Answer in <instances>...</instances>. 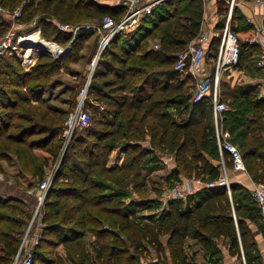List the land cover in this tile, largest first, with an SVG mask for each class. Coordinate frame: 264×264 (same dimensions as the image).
Wrapping results in <instances>:
<instances>
[{
    "label": "trees",
    "instance_id": "1",
    "mask_svg": "<svg viewBox=\"0 0 264 264\" xmlns=\"http://www.w3.org/2000/svg\"><path fill=\"white\" fill-rule=\"evenodd\" d=\"M23 1L18 20L30 21L40 11L43 15L33 28L38 26L43 38L63 46L71 40L72 32L61 30L60 23L77 24L83 19L98 22L105 16L118 20L124 14L123 7L97 0H0V4L13 10ZM216 11L223 13L224 2H217ZM202 18L201 0H164L143 18L140 32L130 37L119 34L102 51L87 92L105 104L102 110L97 108L100 128L87 133L94 145L89 151H77L83 138L72 137L74 156L82 160L72 162L70 171L65 172V154L56 172L41 207L43 227L31 264H148L153 257L171 264H194L186 253L187 239L200 245L207 261L218 263L221 245L240 259L243 254L250 264L257 245L250 222L263 235L264 224L246 187L230 183L229 196L223 186L205 185L185 201H171L157 221L143 223V218L132 217L133 207L160 201V196L158 200H124L127 195L123 192L129 186L139 193L144 191V182L138 178L141 173L131 171L152 153L149 149L175 154L181 166L170 171V185L198 176L209 177L208 182L221 173L211 103L206 98L191 102L192 86L173 69L175 54L197 37ZM222 23L220 19L215 28L220 29ZM10 24L9 16L0 14V34ZM232 24L240 45L235 67L253 72L260 48L244 41L253 34V26L239 9L234 10ZM92 34L93 30L80 29L71 49L59 59L77 52ZM218 42L219 36L214 34L206 47L207 59L215 55ZM5 58L13 62L0 67V173L27 191L42 181L44 168L55 161L56 152L51 147H58L62 127L37 124L34 112L29 116L16 114L21 102H30L22 88L45 74L32 76L36 67L18 71L13 64L15 61L19 67L15 55L0 54V61ZM256 87L237 84L224 90L227 97L223 99L227 104L229 99L230 106L223 113L222 126L230 132L252 180L264 181V96ZM181 115H185L182 120L178 119ZM16 116L23 124L14 122ZM37 134L40 136L32 139ZM147 136L149 145L144 144ZM207 145L210 153L205 155L202 147ZM119 146L124 151L122 163L107 167L111 151ZM213 152L215 162L209 156ZM223 159L231 169L229 153L224 152ZM96 174L107 183L95 179ZM56 179L67 182L58 184ZM51 195L54 198L49 199ZM31 214L25 202L0 198V264H11ZM59 245L64 246V257L55 253Z\"/></svg>",
    "mask_w": 264,
    "mask_h": 264
},
{
    "label": "built area",
    "instance_id": "2",
    "mask_svg": "<svg viewBox=\"0 0 264 264\" xmlns=\"http://www.w3.org/2000/svg\"><path fill=\"white\" fill-rule=\"evenodd\" d=\"M115 4L124 8V14L118 20L111 16H105L98 22H86L77 24L60 23L58 26L63 31H71L72 38L67 45H61L54 40H47L42 37L40 28L34 27L27 33L16 34L13 28L18 22L22 14L24 1L15 7L13 10L4 8L0 4V14L9 16L11 24L10 28L4 33L0 34V54H14L22 51V48L36 49L38 52L44 53L48 50L54 58H59L67 47L71 48V42L74 36L80 29L93 30L95 36H98V51L93 57L91 64V73L89 80L92 77L96 62L107 47V45L119 34H127L138 27L142 19L153 13L164 0H113ZM203 5V18L200 27V32L197 37L191 40L182 50L175 54V61L173 69L179 73L180 76L188 79V84L192 86L191 102H198L206 98L211 103V118L214 128V137L217 149L220 156V175L217 179L206 182V186L216 187L223 186L227 193L231 196L230 181L227 175V168L224 163L223 153L227 152L230 155L232 162V169L246 172L245 164L242 154L239 149L231 141V134L222 126L223 113L228 110L227 102L222 98L221 94V78L225 72L237 70L236 64L239 60V39L232 28L233 14L235 9H239V5L245 0H201ZM218 1L224 2L223 13L218 14L216 11V4ZM257 7H264V0H250ZM210 11L207 16L205 13ZM217 14V20L211 26V30L205 29L206 24L211 14ZM245 16V15H244ZM213 17V15H212ZM247 22L253 26V34L245 37L244 41L248 44H257L260 48L258 57L254 65L260 70V74L255 78L256 84L264 90V26L262 19L257 22L252 18L245 16ZM222 19L223 23L220 29H216L217 22ZM37 31L38 39L31 40L29 35ZM214 34H218L219 42L218 48L213 57L207 59L206 47ZM29 42L27 47L23 46L26 41ZM159 47L158 44L155 45ZM210 61V62H209ZM89 82V81H88ZM87 83L86 86H88ZM87 87L82 90L86 92ZM264 96V93L262 94ZM92 117L88 110L83 107V100L79 102L73 111L66 116L62 135L65 138H71L75 128H86L91 124ZM199 183L197 178H187L175 182L162 190L160 193V209L163 210L173 200L185 201L187 196L193 192V183ZM51 176L43 177L42 181L38 183L36 188L37 204L32 211L31 217L26 225L22 235L17 252L14 254L11 264H31L32 251L38 240L41 238L42 211L41 207L47 190L50 187ZM254 201L256 202L259 211L264 216V181H253V188L251 190ZM234 213V212H233ZM242 258H244L242 256ZM156 260V259H155ZM244 263V259H243ZM158 264H171L169 262L158 261ZM205 264H219L212 260L206 261ZM245 264V263H244Z\"/></svg>",
    "mask_w": 264,
    "mask_h": 264
},
{
    "label": "rangeland",
    "instance_id": "3",
    "mask_svg": "<svg viewBox=\"0 0 264 264\" xmlns=\"http://www.w3.org/2000/svg\"><path fill=\"white\" fill-rule=\"evenodd\" d=\"M100 3H109L113 4V0H97ZM6 8V6H4ZM43 14L40 11H37L35 13V17L28 21V20H18L17 24L13 28V31L18 33H27L38 23V19ZM82 23L86 22H96L95 20H86L83 19L81 21ZM142 25H144V20L140 22L136 29H134L132 32L127 33L125 36L130 37L132 34H136L137 32H140ZM3 28V27H2ZM8 30V29H7ZM6 30V31H7ZM5 31V32H6ZM4 32V33H5ZM3 33V34H4ZM98 51V36L96 37L95 34L89 35V37L84 41L82 47L75 52L74 54L70 55L69 58H66L64 60H60L59 58H54L48 53H41L38 52L36 49H29V48H22V51H18V53L15 55L16 60L19 63V67H17L14 61V68L18 71H30L32 68L36 67V71L33 72L32 76H35V74L38 72L41 75H44V77L41 76L40 79L30 81L26 87L22 88V92L25 94H28V97L30 98L29 103H23L21 102L16 110V114H25L24 116L31 115V112L36 113L34 116V121L38 122L37 124H46L47 126H53L58 124V126H61V134L59 137L58 147H51L52 149H55L56 152V159L55 161L50 164V166H47L44 168V176L50 175L51 176V183L56 178V172L59 168H61V162L62 160H65V154H67V159L65 163L67 162V165L62 168H64L65 172L70 171V165L72 162H80L81 157L77 159L74 156L72 145V137L73 136H80L83 138L82 143L77 145V151H86L90 150L93 145V138L87 137V133L89 130H95L97 128H100L97 124L96 120L98 117V107L100 110L105 108V104L102 102H98L97 100L93 99L91 94H88V86L86 89V92H82L83 89H85L87 83L90 82L89 75L91 72L92 64L91 61L93 57L96 55ZM46 54V55H44ZM11 55V54H9ZM100 58V56H99ZM98 58V59H99ZM59 59V60H58ZM6 62H13L12 59L5 58L2 61H0V67L4 66ZM210 62V61H209ZM98 63V60L96 62V65ZM39 64H44L45 67H37ZM95 65V67H96ZM94 67V69H95ZM247 71H249L247 69ZM47 72V73H46ZM179 74V73H178ZM182 76L179 75V78ZM184 78V77H183ZM230 80V76L227 78L223 76L221 78V84L228 85ZM234 80V79H233ZM89 81V82H88ZM224 82V83H223ZM186 88V87H185ZM257 88V91L260 95V90ZM229 89H231L229 87ZM228 89V90H229ZM83 100V107L88 110L90 113L92 120L91 124L86 129H78L75 128L71 138H65L62 135V129L64 127V122L66 119V116L69 112L73 111L76 105ZM228 105L230 106L229 99H228ZM178 106H176L177 109ZM175 109V111H176ZM52 113V114H50ZM185 118V115H181V117H178V119L182 120ZM14 122H21L23 124V120L20 118L18 119L17 116L14 119ZM14 124V123H13ZM90 128V129H89ZM13 131V130H12ZM40 136V134H37L32 137V139H36ZM147 139L144 141L145 145H149L148 136ZM31 139V140H32ZM84 148V149H83ZM149 148V147H147ZM202 150L204 151L205 155H208L210 153V145L202 147ZM35 152L41 154L42 152L40 149H35ZM152 153H149L146 155V157L143 158L141 161V164H139L133 171L138 170L141 174L139 178L140 182H144V186L142 187L141 193L137 192L133 187L129 186L128 189L124 190L123 192L125 195V202L130 203L134 200H142L143 198L151 200V198H159L160 193L164 188L170 185L172 178L168 174L170 171L164 169L161 171V168L165 167V165L162 163L161 157L166 156L167 152L165 151H159V149L154 148V150H150ZM116 154L119 155V152L117 150ZM170 155V166L172 168L180 167L181 165L176 159V156L173 152L168 153ZM116 155L108 157L107 167L109 165L113 166V163L121 164L123 158H124V152L123 157L120 160L114 161V157ZM210 157H213L212 160L215 162L216 156L214 155V152L209 155ZM120 161V162H119ZM171 168V169H172ZM98 167H96V170ZM160 169V170H158ZM158 170V171H155ZM155 171V172H152ZM152 172V173H150ZM166 173V175H164ZM168 172V173H167ZM163 174V175H162ZM95 179H99L103 182H106L103 177H98L97 174L94 176ZM176 178H179V176H176ZM209 178V177H208ZM208 178H202V181H207ZM37 180V179H36ZM56 183L61 184V179H56ZM67 181L62 182L66 184ZM107 183V182H106ZM204 187V183L202 184ZM38 184L35 183V185L25 191L21 187H18L12 180L11 177L4 175L0 173V198H15L17 200H21L27 204V208L29 211H33L36 204H37V192L35 191ZM123 191V190H121ZM54 198V195L49 196V199ZM145 200V199H143ZM136 203V201H135ZM138 203V202H137ZM161 202L155 201L151 203H147V205H144V207H141L140 205H135L133 209L135 210L134 214L132 213V217L136 220L138 218H143V222L148 221H157L161 214ZM56 254L63 255V253H58L55 249ZM242 258V256H241Z\"/></svg>",
    "mask_w": 264,
    "mask_h": 264
},
{
    "label": "crops",
    "instance_id": "4",
    "mask_svg": "<svg viewBox=\"0 0 264 264\" xmlns=\"http://www.w3.org/2000/svg\"><path fill=\"white\" fill-rule=\"evenodd\" d=\"M239 7H240V11L242 12L243 15H245L249 18H252L253 21H255V22H257L258 19L261 20V18H263L262 22H263V26H264V7H261V8L257 7L250 0H245L244 3H241L239 5ZM208 13H210L209 10L207 13H205V16H207ZM212 15H213V17H212ZM216 15L217 14H214V13L211 14V17L208 18L206 24L204 25L205 29L211 30L210 29L211 26L216 23V20H217ZM259 74H260V70L257 68L253 72L247 71V69H239V68L237 70H233L231 72H225V74L223 76H225L226 78L228 76H230V80L228 82L229 83L228 85L220 83L221 84L222 98H225V96L227 95V93H225V91H227L229 89V87L232 89V87H234V85H237V84H253V85L258 87V89L260 90V94H262V92L264 93V90L262 88H260L255 82V78H257L259 76ZM223 76H222V78H223ZM117 150L119 152V155L116 154ZM123 152L124 151H122V148L120 146L115 147L111 151L109 157L111 159L112 156L116 155L114 157V159H115L114 161H117L119 159L121 160L123 157ZM170 158H171L170 155H167V157L166 156L161 157L162 163L165 165V167L161 168V171H163L164 169H166L168 171L172 170L171 169L172 166H170V160H171ZM119 166H120V164L118 165V163H116V164L113 163V166L109 165L110 168H116ZM158 170H160V169H158ZM158 170H155V171H158ZM155 171H152V172H155ZM152 172H150V173H152ZM161 173L164 174V172H161ZM164 175H166V173ZM227 175H228L230 183H238V184L246 187L248 190H250V191L252 190L253 180L247 172L237 171V170H233L231 168V169H227ZM193 178H197L200 180L199 183H196V182L193 183V192L200 189L201 186H203L202 185L203 183H204V185H206L205 184L206 180L203 182L201 176L193 177ZM181 180H183V178ZM261 218H262L261 222L264 224V216L262 214H261ZM250 225H251L252 229L255 230V240L257 243L256 249L252 251L253 257L250 261V264H264V235L260 231H257V227H256L255 223L250 222ZM186 243L189 246L188 248H186V253H187L190 261L193 262L194 264H205V262L207 261L208 258L206 256H204L203 250L200 247V245L198 243L194 242L192 239H187ZM56 251L58 253H63V255L56 254L57 256L64 257L66 254L63 245H59L58 247H56ZM155 259L156 258L153 257V259L151 258L149 260H155ZM243 259H244V263L248 264L245 260V257L240 259L236 255L233 256L228 252V249L225 246L220 245V256L218 257V261H217L219 264H244Z\"/></svg>",
    "mask_w": 264,
    "mask_h": 264
},
{
    "label": "water",
    "instance_id": "5",
    "mask_svg": "<svg viewBox=\"0 0 264 264\" xmlns=\"http://www.w3.org/2000/svg\"><path fill=\"white\" fill-rule=\"evenodd\" d=\"M29 42H33V41H31V40L26 41V42L23 43V46L27 47ZM70 49H71L70 47H67L66 50L64 51V53L69 51ZM44 53H49V52H48V50H44ZM62 55L63 54H61L59 57H61ZM176 172H177V170H176ZM47 192H48V190H47ZM148 264H158V261L157 260H153V261L149 262Z\"/></svg>",
    "mask_w": 264,
    "mask_h": 264
},
{
    "label": "bare ground",
    "instance_id": "6",
    "mask_svg": "<svg viewBox=\"0 0 264 264\" xmlns=\"http://www.w3.org/2000/svg\"><path fill=\"white\" fill-rule=\"evenodd\" d=\"M28 38L31 39V40H36V39H38V32L35 31V32L31 33V35H29ZM90 73H91V72H90Z\"/></svg>",
    "mask_w": 264,
    "mask_h": 264
}]
</instances>
